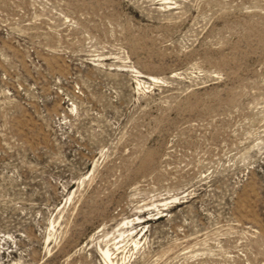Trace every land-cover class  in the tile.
Masks as SVG:
<instances>
[{
	"label": "rangeland",
	"instance_id": "374dc122",
	"mask_svg": "<svg viewBox=\"0 0 264 264\" xmlns=\"http://www.w3.org/2000/svg\"><path fill=\"white\" fill-rule=\"evenodd\" d=\"M107 249L264 264V0H0V264Z\"/></svg>",
	"mask_w": 264,
	"mask_h": 264
},
{
	"label": "bare ground",
	"instance_id": "6f19581e",
	"mask_svg": "<svg viewBox=\"0 0 264 264\" xmlns=\"http://www.w3.org/2000/svg\"><path fill=\"white\" fill-rule=\"evenodd\" d=\"M139 77V76H138ZM103 256H105V258L107 259V261L110 262V264L112 263V256H111V251L109 249L103 251Z\"/></svg>",
	"mask_w": 264,
	"mask_h": 264
}]
</instances>
